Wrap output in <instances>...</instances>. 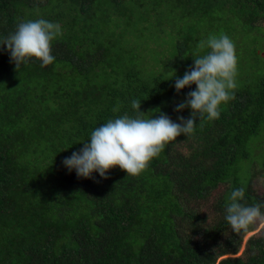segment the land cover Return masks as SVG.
Listing matches in <instances>:
<instances>
[{
  "label": "trees",
  "instance_id": "1",
  "mask_svg": "<svg viewBox=\"0 0 264 264\" xmlns=\"http://www.w3.org/2000/svg\"><path fill=\"white\" fill-rule=\"evenodd\" d=\"M41 18L62 30L51 64L16 69L0 45V264H264V221L237 235L225 220L240 187L264 212V0H0V41ZM220 34L238 63L218 119L197 118L138 176L64 166L133 100L189 118L175 108L196 85L177 93L175 80Z\"/></svg>",
  "mask_w": 264,
  "mask_h": 264
},
{
  "label": "clouds",
  "instance_id": "2",
  "mask_svg": "<svg viewBox=\"0 0 264 264\" xmlns=\"http://www.w3.org/2000/svg\"><path fill=\"white\" fill-rule=\"evenodd\" d=\"M60 35L62 30L58 23L43 18L28 20L18 23L16 30L0 41V45L7 46L16 69L32 58L41 61V67H44L54 61L52 42ZM193 59L194 66L182 78H177L174 85L177 93L186 86L196 85L175 108L177 112L190 108L189 118L179 116V123L164 113L153 118L141 111V100H133L134 115L124 113L95 127L89 142H84L79 151L62 161L64 166L69 171L74 169L77 176L83 178H93V172H97L107 179L109 170L117 166L127 176H138L167 144L176 141L181 134L191 136L197 118L201 123L218 119L220 105L234 99L237 87L235 44L226 34L209 35L197 45ZM112 111L119 112V106ZM244 195L243 187L234 189L225 209V220L237 235L246 232L257 221H264L262 204L246 206L240 202Z\"/></svg>",
  "mask_w": 264,
  "mask_h": 264
},
{
  "label": "rangeland",
  "instance_id": "3",
  "mask_svg": "<svg viewBox=\"0 0 264 264\" xmlns=\"http://www.w3.org/2000/svg\"><path fill=\"white\" fill-rule=\"evenodd\" d=\"M67 70V69H66ZM48 75V74H47ZM49 76V75H48ZM67 81V80H66ZM58 82L60 83V84H65V82L64 81H60V80H58ZM53 88H54V85L52 84V85H50V86H48L47 87V90H46V92H48V93H50L52 90H53ZM258 179V185L259 186H262L263 187V189H264V179H262V178H260V177H258L257 178ZM262 225V224H261ZM261 225H259L258 226V228L261 226ZM253 233V232H252ZM250 234H251V232L249 233H246L245 235H244V238H243V241H246V239L250 236ZM242 250H243V247L241 248V250L240 251H238V253L236 254L237 256H239L240 254H241V252H242Z\"/></svg>",
  "mask_w": 264,
  "mask_h": 264
}]
</instances>
